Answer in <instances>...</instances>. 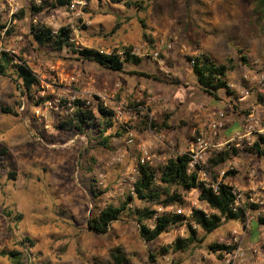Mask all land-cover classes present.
I'll use <instances>...</instances> for the list:
<instances>
[{
  "label": "rangeland",
  "instance_id": "374dc122",
  "mask_svg": "<svg viewBox=\"0 0 264 264\" xmlns=\"http://www.w3.org/2000/svg\"><path fill=\"white\" fill-rule=\"evenodd\" d=\"M41 1L0 0V23L5 26L0 28V49L27 62L41 83L31 98L18 83L0 76V264H15L3 256L6 251L23 253V264H116L112 258L116 253L125 256L123 264H264V228H259L257 237L251 224L264 214V204L250 202L259 210L249 212L246 225L230 222L211 234L200 231L202 242L186 252H163L176 238L187 236L186 225L174 227L153 243L141 237L133 219L113 223L105 235L87 228L98 207L118 205L134 190L144 149L151 156L147 164L161 167L165 159L189 153L192 137L207 133L208 123L218 113L226 115L227 125L218 131L214 144L227 128L244 123L251 107H232L228 99L239 97L233 88L234 96L220 91L221 100L205 95L189 59L204 53L219 63L233 58L237 68L228 74V84L236 87L246 76L264 73V22L254 13V0H130L142 1L146 11L114 0H73V10L66 7L32 16L31 3ZM21 11L26 15L18 20L15 15ZM38 22L56 31L70 26L78 48L122 56L129 47L143 61L127 64L120 73L78 61L73 54L37 50L30 33ZM164 43L173 47H160ZM159 48L160 56L154 59L151 55ZM249 89V99L259 104L262 98L264 104V92ZM76 99L93 107L101 102L115 113V129L125 136L114 138L111 150H102L89 134L57 128L60 115L68 111L62 102L68 101L70 107ZM147 109L159 125L170 115L169 124L175 129L149 130L144 126ZM200 109L201 117L215 113L204 119ZM259 110L263 115L264 106ZM257 137L253 135V142ZM238 142L242 153L220 171H236L231 183L243 192V203H249L252 194L264 203V158L245 150L246 141L233 144ZM91 159L95 164L90 172ZM252 170L257 175L251 183ZM11 172L18 175L16 179ZM199 194L186 192L182 208L211 213L198 201ZM146 205L139 200L134 204ZM24 238L30 242L22 244ZM236 243L240 245L236 258L234 254L220 258L210 249L212 244Z\"/></svg>",
  "mask_w": 264,
  "mask_h": 264
},
{
  "label": "trees",
  "instance_id": "16d2710c",
  "mask_svg": "<svg viewBox=\"0 0 264 264\" xmlns=\"http://www.w3.org/2000/svg\"><path fill=\"white\" fill-rule=\"evenodd\" d=\"M73 0H42L40 3L32 2L29 8L32 16H37L43 12L66 8L72 5ZM114 3H123L127 8H137L139 11H146L142 1L133 2L130 0H114ZM254 13L259 15L260 21L264 22V0H254ZM26 13L21 11L15 15L18 20H23ZM143 27L146 25L143 24ZM0 28L5 26L0 23ZM32 43L37 50H47L54 53L73 54L78 61L95 63L104 69L113 72H125L127 64L139 65L143 59L131 54V48H126L123 55L118 53L107 54L92 48H78L74 41V30L70 26H64L59 30H54L44 23L32 25L30 33ZM148 39V35L144 34ZM1 39V36H0ZM242 54V51H239ZM194 62L193 71L201 90L220 100L219 92L226 91L229 95L233 91L229 88L228 74L237 68L233 58L227 57L223 63L215 61L211 55L204 53L195 58H190ZM244 63H248L245 56H241ZM19 62V63H17ZM146 78L156 77L145 73L134 72ZM0 76L9 78L19 84L23 93L33 98L37 88L41 83L35 72L22 58H17L8 52L0 54ZM68 111L60 115L57 128L66 132H76L79 134H89L90 139H95L97 145L102 150H111L112 140L117 137H124L125 132L116 127L115 113L104 106L101 102L93 107L88 101L76 99L70 103L62 102ZM142 106V105H140ZM139 107V106H138ZM6 113L14 114L9 109H4ZM142 112V111H141ZM147 109L144 116L146 121L144 126L149 130L159 132L160 130H174L175 127L169 124L170 115H165L162 124L153 121ZM249 116L248 113H246ZM15 116H18L15 114ZM184 124L185 122H181ZM245 150L253 151L259 158H264V135H258L252 147L245 146ZM242 150L237 149L234 144L213 150L207 160L202 165L209 182H202L198 171L189 172L191 155L183 153L176 158L170 159L164 166L154 167L149 164H139L138 177L134 183V190L126 195L124 200L117 205L110 203L105 207H98V214L89 217L87 228L91 233L105 235L110 232L113 223L121 221L123 218L133 219L140 228L141 237L147 243H153L176 226H187V236L176 238L175 242L163 248L165 254L170 252H186L196 244L201 243L200 231L211 234L230 222H239L246 225L249 220V212L259 210V205L242 203L237 206V197L234 187L231 185L236 171H228L220 180V168L234 158H238ZM90 163L89 171L93 170L94 160ZM200 169V167H199ZM16 179V173L9 174ZM215 185V188L213 186ZM193 189L200 190V201L205 203L211 210L208 213L204 210L193 209L192 214L185 216L173 212L158 211V208L167 209L169 207H184L186 205L185 193ZM139 200L148 205L134 206ZM253 234L259 237V228H264V214H261L251 222ZM30 242L29 238H24L22 244ZM210 249L223 258L227 254H233L238 245L212 244ZM3 256L10 258L15 264H23L24 254L19 251H6ZM116 264H123L125 256L121 253L112 255ZM151 258L155 261V256Z\"/></svg>",
  "mask_w": 264,
  "mask_h": 264
},
{
  "label": "built area",
  "instance_id": "2783aa9c",
  "mask_svg": "<svg viewBox=\"0 0 264 264\" xmlns=\"http://www.w3.org/2000/svg\"><path fill=\"white\" fill-rule=\"evenodd\" d=\"M75 3L72 2V5L67 7L70 10L74 9V5ZM173 43H175V38L173 39ZM167 46L168 49H171L173 47L172 43H164L162 44L160 47H165ZM2 53V49H0V54ZM131 54L136 55V51H132ZM138 56V55H136ZM154 59H158L160 56V48L158 50H156L154 53H152L151 55ZM142 57V55H141ZM140 57V58H141ZM191 65L192 67L194 66V62L191 61ZM229 88H233L234 90L237 91V94H239V99L241 101H245L247 100L250 96H251V90L249 89L254 88L259 90L260 92H264V73H256L255 77H251V76H246L245 77V81L242 82L241 87H236V85L234 84H228ZM232 89V90H233ZM227 125V117L224 113H218L214 120H212V122L208 123V132L204 133L201 132L199 134H196L195 136H193V143L191 145V149L189 150V155H191L192 161L190 163V168H189V172L191 171H198L199 173V177L200 180L202 182H209V177L206 175V173L204 172L202 165L207 163V160L210 156V153L213 150H219L220 148L215 145L213 143V138L215 139L218 136V131L224 129ZM264 135V122H262L260 120V118L252 113L247 119L246 122L244 123L242 129L236 134L235 139L234 140H230L229 142H227V144H229V146L231 144H233L236 141H246V145L247 147L251 148L252 144H253V135ZM241 145L240 143H236L235 147L239 148ZM144 157L141 160V164H147V161L151 159V156L149 154V152L144 149ZM172 159V157H170ZM176 158V157H175ZM174 159V158H173ZM170 160V159H169ZM168 160V161H169ZM166 159L164 160V165L168 162ZM200 167V169H199ZM226 171L225 170H221L220 171V180L225 176ZM256 171L252 170L249 174V178L250 179H254L256 177ZM234 187V192L236 194L237 197V206H241L243 203V192L238 188L237 185H233ZM213 188H215V185L213 186ZM200 193L199 189H193L191 191H188V193L190 195H192L193 193ZM200 194L198 196V201H200L199 199ZM248 200L249 203L252 202L253 204H259V205H263L264 203L260 200L257 199V197L255 195H249L248 196ZM186 201V200H185ZM185 207V206H184ZM193 209H198V208H193ZM193 209H189V211H186L185 208L179 207V208H175V207H169L167 209H160L158 211L163 212V211H167V212H173L176 214H182L185 216H189L192 214ZM202 210V209H199ZM236 232H233V236H234V240L237 242V237H236ZM238 245V249L233 253L234 254V258L239 256V252H240V245L238 243H236ZM233 254H227L225 255L226 257L231 256Z\"/></svg>",
  "mask_w": 264,
  "mask_h": 264
},
{
  "label": "crops",
  "instance_id": "0c3cea01",
  "mask_svg": "<svg viewBox=\"0 0 264 264\" xmlns=\"http://www.w3.org/2000/svg\"><path fill=\"white\" fill-rule=\"evenodd\" d=\"M210 55V54H209ZM236 78V77H235ZM196 80H197V78H196ZM200 88V87H199ZM201 89V88H200ZM203 92V91H202ZM234 92V91H233ZM204 93V92H203ZM205 95H207L206 93H204ZM219 95V94H218ZM228 96H231V95H229V94H227ZM233 96H234V94H233ZM212 98H214V97H212ZM220 98V97H219ZM215 99V98H214ZM221 100V99H220ZM228 101L231 103V105H232V107L233 108H239V107H241V108H243V109H245V108H249V107H251V112H250V114H249V116L252 114V113H254V114H258L257 116L260 118V120L262 121V122H264V113H263V115H259L262 111H260L259 109L260 108H262V106H264V104H263V99L261 98V102L259 103V104H257V101L256 100H254V99H252V100H250L249 98L247 99V100H245V101H241L240 99H239V97H235L234 96V98H229L228 99ZM216 109V108H215ZM257 111V112H256ZM247 112H249V111H247ZM264 112V111H263ZM200 113V117H201V114H202V111H201V109H200V111H198V114ZM212 114H214L215 113V111H213L212 110V112H211ZM212 114H210V113H208L207 115L206 114H204V116L203 117H201V118H204V119H208V118H211V115ZM246 115V114H245ZM249 116H246V118H248ZM198 118H199V116H197ZM246 118H244V120H243V122L245 123L246 122ZM198 121H200L199 119H198ZM244 123L242 124V122H240L239 124L238 123H236V124H233L231 127H229V128H227V130H225V132H223L222 133V135L220 136L219 135V137L216 139L217 140V144H215V145H217L219 148H222V146L223 145H225V144H227V142H229L230 140H232V138H233V136L243 127V125H244ZM202 126V125H201ZM213 143H214V138H213ZM253 179H250V181H251V183L253 182L252 181Z\"/></svg>",
  "mask_w": 264,
  "mask_h": 264
}]
</instances>
